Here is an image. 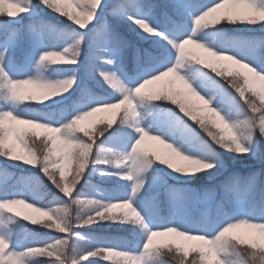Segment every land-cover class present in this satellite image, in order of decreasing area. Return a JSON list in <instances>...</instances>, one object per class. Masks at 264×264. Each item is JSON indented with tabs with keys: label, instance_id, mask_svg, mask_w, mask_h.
Masks as SVG:
<instances>
[{
	"label": "snow or ice",
	"instance_id": "obj_1",
	"mask_svg": "<svg viewBox=\"0 0 264 264\" xmlns=\"http://www.w3.org/2000/svg\"><path fill=\"white\" fill-rule=\"evenodd\" d=\"M71 3L79 9V14L66 11L60 0H39L44 8L73 21L80 29L71 33L74 38L70 43L57 48L49 45L58 29L35 18L33 0H0V17L8 18L0 20V100L4 102L0 106V156L25 165H37L39 161L38 168L49 182L63 197L71 198L69 201L56 197L49 205L41 206L35 203L39 199L35 192H32L31 201L24 192H0V264H100L90 257L102 261L117 257L119 264H169L165 259L169 256L176 264H264V235H261L264 231V182L261 173L250 172L247 176L229 173L219 185L224 194L215 206L214 219L197 215L200 194L190 189H167V216L148 217L137 207V199L149 179L146 174L156 162L183 177L207 172L211 178L226 171L216 149L232 153L234 157L264 159L258 149L259 142L264 140V39L212 45L201 35L205 29L215 28L221 21L235 24L239 20L247 26L259 24L264 30V20L252 22L251 15L245 19L244 13L236 10L242 8L251 14L253 9L264 11V0H247L250 8L237 5L235 0H208L207 3L196 0H165L163 3L115 0L111 4L112 14L130 22L129 27L141 38H153L154 50H145L143 58L137 53L139 71L127 82L116 71L126 42L111 26L101 25L108 8L106 0H71ZM229 5L233 7L227 8ZM221 9L226 11L217 15ZM26 16L32 23L27 26L29 47L24 52L23 61L34 66L35 73L21 76L16 70L14 53L23 42L24 29L21 26L22 18ZM93 20L95 23L89 26ZM85 28L86 31H82ZM89 34L91 67L110 90L109 94L100 97L82 89L80 102L63 121H54L49 115L35 110L18 111L20 102L37 99L35 95L21 92L26 85L43 90L41 103L70 93L69 90L74 85L76 87L78 76L74 68L67 70L70 74L55 80L45 76L44 70L59 65H78L82 43ZM187 46L203 52L208 50L207 57L189 55ZM225 60L236 66L232 73L234 78L228 80L230 88L218 79L221 70L216 64ZM193 68L201 69L203 76L200 72L188 71ZM165 77H172L170 83L179 82L180 86L161 92L146 91ZM50 89L57 91L49 94ZM145 100L151 102L153 108L161 101H170L175 106L176 111L169 110L171 115L165 125L169 140L141 126L138 108ZM121 106H125L124 114L116 125L121 128L126 125L135 133L134 137L127 138L125 147L129 150L124 151L105 147V141L99 139L113 128L112 120L96 134L81 126L82 121L95 113L113 111ZM6 122L9 127H5ZM13 123L42 129L43 140L39 145L35 140L29 144L25 139L28 134L13 129L10 126ZM197 128L200 131L197 132ZM45 129L55 131L45 134ZM13 134L16 143H8ZM31 135L38 137L39 134L33 132ZM146 140L162 145L166 154L144 147ZM17 143L24 155L16 154ZM141 147L144 151L140 150ZM192 151L198 154H185ZM174 158L183 163L177 165ZM102 167L110 170H102ZM93 173L127 182L130 192L106 201L81 199L87 195L83 187L73 195L76 185ZM69 174L72 176L70 181L67 179ZM84 186H88V182ZM92 188L97 190L95 186ZM258 189L261 193L259 219L248 212L237 215L232 211L254 197ZM209 191L212 190L204 189L205 193ZM52 203L60 206L52 207ZM20 204L32 210L40 209L38 214L47 218V222L31 219L32 224L65 235L47 239L34 237L24 246L15 242L13 233L17 227H22L21 219L9 213L12 206ZM73 206L75 216L71 211ZM105 222L128 224L139 229L143 243L129 248L127 242L118 240L91 241L79 231L84 226ZM241 227L256 230L260 242H249L232 234ZM169 234L196 243L187 250L180 243L154 245V238ZM190 252L194 254L191 259L188 258ZM45 256L50 259H34Z\"/></svg>",
	"mask_w": 264,
	"mask_h": 264
},
{
	"label": "trees",
	"instance_id": "obj_2",
	"mask_svg": "<svg viewBox=\"0 0 264 264\" xmlns=\"http://www.w3.org/2000/svg\"><path fill=\"white\" fill-rule=\"evenodd\" d=\"M111 1H113L112 3H114L115 0H110L108 2V14L110 16V21L108 24L118 34V36L122 38L123 41L126 42V44H128L127 42L128 39H132L131 40V42L133 43V45L131 46L132 54L135 48L141 49L143 54L145 50L153 51L154 50L153 38L152 37L146 39L141 38V36L138 35L136 31H133L132 28L129 27L130 22H125L124 20H121L117 18L115 15H113L111 12V5H109ZM196 1L204 2L205 0H196ZM151 2L163 3L165 2V0H151ZM60 3L61 6L66 11H68L69 13L73 12V9H71L68 4L63 3L62 1H60ZM33 4L36 5L35 11L38 12L37 16L35 15L36 19L42 20L44 22H46L47 20H52L63 26L65 25L66 27L69 26L72 32L73 29L75 30V28L71 27V24H69L71 22L66 17L62 15L57 16V14L54 11L44 8L42 5L39 4V0H33ZM232 7L233 6L229 5L227 8H232ZM236 10L244 13V9L242 8H237ZM247 17L248 16L244 14V18L247 19ZM6 19H8L6 16L0 17V20H6ZM214 27L215 28L205 29L201 33V35L204 37L206 36L208 37V39L215 42H223L224 40L226 41L228 39L229 43L242 42L250 39H264V30H262V26L259 24L254 26H247L240 23L239 20H237V23L235 24H229L227 21H221L219 25H216ZM66 37L67 39L69 38V32H67ZM55 38H56L55 34H53L50 42L52 43L55 42ZM191 51L195 53L197 56H199L198 53H196L194 50ZM20 52L16 54L15 60L17 59V61L22 63L23 57H20L22 54ZM125 60L126 57L124 58V62ZM54 67L57 68L58 73H62V74H70L67 70L76 68L75 66H65V65H59ZM220 70H221V74H225V72L230 73L231 74V76L229 77L230 80L234 78L232 73L230 71H227L225 68L224 69L220 68ZM188 71L190 73L200 72L201 76H203L204 74L201 69H196V68L188 69ZM219 77H221V79L226 84L228 83V80H226L225 77H223L222 75H220ZM84 88L85 89L92 88L93 91L105 92L107 86L99 77H97L94 74L93 70H88V73L86 74V82H83L82 84H78V86L75 88V91L72 92V94L69 96L68 99L64 101H60L58 103L51 101H47L45 103H40V102L38 103L35 99L25 100L22 101L20 107L24 112L35 110L44 113L46 115H49L50 117H57V118L60 117L62 120H65L69 118V117H65L66 114H63L65 112V109L68 111V107H72L74 106L75 103L80 102L81 90ZM170 88L171 87L169 85H165L164 87L153 91L161 92ZM231 90L235 91L234 89ZM162 102H160L159 104V107L160 106L162 107L160 108L161 110L164 109V111L166 112H169V110L173 112L176 111L175 106H173L170 103V101H162ZM3 103L4 102L0 100V106H2ZM122 113L124 114V110H122ZM112 121H113V128L110 130V132L105 133L104 136H99V139L105 141L104 144L105 147H108V145L111 142L121 138L123 133H125L127 129H129L127 128L126 125L122 126V128L120 126H117L116 124H118L119 121L116 120V117ZM107 122L108 120H101V122L98 121L89 129H92L93 133L96 134L99 132L101 128L105 127V124ZM189 123L192 122L189 121ZM195 126L196 125H193V127ZM5 127L7 126L5 125ZM21 130L28 134L25 137V139L29 144H31L33 141L31 139V137H33L31 134L37 131H35V129L33 128L31 129L28 127H25ZM196 131L197 132L200 131L199 128H197ZM202 133L203 132H201V135ZM203 135L206 134L203 133ZM38 138L41 140H35L36 145H39L41 143V141L44 138V135L42 138L40 136H38ZM8 143H11L9 138H8ZM146 148L151 149L150 147L147 146ZM258 149L261 154H264V140H261L259 142ZM217 151L220 153V156L219 155L218 156L220 161H222L223 164L225 165L226 171H224L221 175H217L211 178L207 172H201L191 177H183L175 173L174 171L168 169L167 166L162 165L159 162H156L153 168L149 170V173L146 174V177H149V179H146L144 189L148 190V192L144 193L143 196L140 197L139 201H137L139 202L138 204L141 206H143V204L147 206V208L158 218L159 216H164L165 214H167V211H169L168 199L165 198V196L167 195L166 189H168L169 187H176L183 189L198 188L199 190L211 189L212 191H209V193H214L216 195L215 204L211 210V218L214 219L215 206L217 203L220 202V198L224 194L223 190L219 187V185L226 178V176L229 175V173H235L238 174L239 176H247L250 172L261 173V181L264 182V159H255L251 156L234 157L232 153H226L222 149H217ZM16 154L24 155L22 151H16ZM38 164L39 161L37 162V165H34V169L31 170L30 165H25L20 161H12L9 159H5L3 156H0V176H1L0 192H4V191L13 192V190H15L14 189L15 187H18V185L22 183L25 185L26 182V194L29 198L32 199V192H35L38 189L44 192V194L39 195V199L36 200L41 205H49L51 202L55 200L57 196L59 195L63 196V194L60 193L59 190L56 189L54 185L51 184V182H49V180L40 170V168H38ZM87 171L88 170L86 169V172ZM166 177H168L169 179L166 180ZM88 178L93 183L96 184V185H93L92 183L88 184V188L90 187V190H92L93 193H96L94 196L91 195L89 196L91 199L93 198L96 199L97 196H103L102 194L105 192L107 193L113 192L119 194L122 190L126 189L125 183L121 184V183H113L107 181L106 177L101 176L99 173H93L91 176H88ZM82 180L80 181V183L83 182ZM79 184H77L76 186H78ZM92 186H95L97 190L94 191ZM257 200H261V193L259 189L257 190L255 196L251 197L247 201V205L248 206L252 205L253 207L259 206ZM51 206L59 207L60 205L52 203ZM9 214L14 215L18 219H21L20 225H22V227H17L13 235H14V239L22 240L23 245L30 244L34 237L47 239L51 236H63V234L59 233L57 230L48 229L39 224H32L29 222H25L26 225H23L24 221H22V218L19 215H17V213L13 209ZM197 215L201 216L200 214ZM18 229H22V231L18 233L17 232ZM82 230L85 232L87 231L91 232L92 236L97 238L96 240L98 239L118 240L121 242H127L126 246L130 245L132 241L135 238H137V234H136L137 229L133 228L131 225L128 224L111 223V222L97 223L93 225H87L83 227ZM122 246L124 245L122 244ZM192 255L194 254L190 252L188 258L191 259ZM34 259L47 261L50 258L45 256V257H35ZM165 259L169 262V264H176V262L172 260L171 257H165ZM96 260H98L100 264H119L118 259L115 260L112 259L110 261H102L100 260V258L97 257Z\"/></svg>",
	"mask_w": 264,
	"mask_h": 264
},
{
	"label": "rangeland",
	"instance_id": "obj_3",
	"mask_svg": "<svg viewBox=\"0 0 264 264\" xmlns=\"http://www.w3.org/2000/svg\"><path fill=\"white\" fill-rule=\"evenodd\" d=\"M62 1L63 3L65 4H68L70 6L71 9H73V12L72 13H76V14H79V9H77L75 7V5H73L71 3V0H60ZM110 0H106V3L108 4ZM113 1H111L109 3V5L112 4ZM198 3H207L208 0H205L204 2H199V1H196ZM228 7V6H227ZM226 9H221L219 13H217V15H220V14H223L225 12ZM37 13L35 11V15L37 16ZM244 14L246 16H250L252 15L251 13H248L246 10H244ZM27 18V19H25ZM23 17L22 18V28L24 29V33H23V42L21 44V46L16 50V52L14 53V62L16 63V70L18 72V74H20L21 76L23 75H26V74H29V73H35V67L34 66H29L27 64L24 63H18L16 62L17 60H15V56L17 53H22L21 55L23 56L24 55V52L25 50L29 47V43H28V36H27V26L29 24L32 23V20L30 19L29 20V17ZM157 19H159V17H157ZM70 21V20H69ZM110 21V16L108 14V8L105 10V14L103 16V19L101 20V25H109ZM48 24L50 25H53L56 27V29H58L57 32H55L54 34H56V37H57V41L61 39V44L59 43V46H57L58 42L54 43V44H50L49 46H55L57 48H61V47H65L66 46V43H70L72 41V39L74 38L71 33V29L68 27L63 26L59 23H56L52 20H47L46 21ZM71 23V27L75 28V31L79 32L80 29L78 28L77 25L74 24L73 21H70ZM92 23H95V20L93 21H90L89 22V26L92 24ZM124 24V23H123ZM71 31V32H70ZM74 31V29H73ZM82 31H86V28L83 29ZM67 32H69V38L67 39L66 37V34ZM137 32V31H136ZM205 39L212 45H224L226 43H229L228 39L223 42H215V41H212L210 39H208V37L205 36ZM132 39H128L127 42L128 44H126V47L123 48V51L121 53V56H120V59L118 61V65H117V68H116V71L118 72V74L121 76L122 79H124L126 82L128 79L130 78H134L138 71H139V67H138V64H137V53L139 52L141 58H143V54L141 53V49L139 48H135V50L133 51V54H132V57H133V60H129L127 61V59L125 60L124 62V58L126 57L127 58V55H129V51L131 50V46L133 45V43L131 42ZM231 40V39H230ZM259 40V39H257ZM91 42V34L89 35H86L85 36V40H84V43H82V50H81V53H80V59H79V64L78 65H75V72H76V75L78 76V81H77V85L76 87L78 86V84H82L83 82H86V74L88 73V70H93V68L91 67V64H92V61H90V48H89V44ZM190 50H194L196 53H198V55L202 58L204 57H207V54L203 52V50L201 49H196L192 46H187ZM149 51H152V50H149ZM127 61V62H126ZM128 64V65H127ZM97 66L99 67H107L106 65H99L97 64ZM216 66L220 69V68H225L227 71H230L231 73L234 72L236 66L233 65L230 61H220L216 64ZM94 72V70H93ZM95 74V73H94ZM44 75L49 77L50 79H58V78H61L63 75L65 74H62V73H58L57 72V68L55 67H52V68H48V69H45L44 70ZM223 77H227V80H230L229 77L231 76L230 73H227L225 72V74H221ZM226 75V76H225ZM98 77V76H97ZM218 79H220L221 83H224L227 87H229V84L227 85L222 79L221 77H218ZM173 78L172 77H165L163 80L161 81H158L156 82L154 85H151L149 86L148 89H146V91H155V90H158L159 88H162L164 87L165 85H169L171 88L172 87H179V82H176L175 85L171 84L170 81H172ZM88 81V80H87ZM75 85H74V88L73 89H70L69 92L70 93H65L64 95L60 96V97H57L55 98L54 100H48V101H51V102H55V103H58L60 101H64L66 99L69 98V96L72 94V92L75 91ZM256 87L259 88L260 85L259 83L256 84ZM78 89V88H77ZM85 89V88H84ZM106 91L105 92H100V91H89L91 94L95 95V96H100V97H104V96H107L109 94V89H105ZM21 92L23 94H31V95H35L37 97V99H35L38 103L40 101V98L43 96V90H40V89H37L35 86L33 85H26L24 86L22 89H21ZM193 102H195V98H192ZM47 101H44L43 103H45ZM162 102V101H161ZM21 103L20 102L18 105H17V110L20 111V112H24L22 109H21ZM79 103V102H77ZM75 103L74 106L72 107H68V111L65 109V112L63 114H66L65 117H69L70 114L72 113L75 105L77 104ZM163 103V102H162ZM140 104L142 105V107H139L138 110L141 112V120H140V124L142 127L146 128L147 130H149L150 132L152 133H155V134H158V135H162L166 140H169L170 137L166 134V122L167 120L169 119L171 113L169 112H166L163 110H161L160 108H162L161 106L159 107V105L156 107V108H153V105L151 102L145 100V101H141ZM124 107L125 106H121L120 108L118 109H115L113 111H108V112H104V111H101V112H97L95 113L93 116L87 118L86 120L82 121L81 122V125H83L84 127L86 128H90L92 127L94 124H96L98 121L101 122V120H113L115 117H116V120L119 121L120 117L123 115L122 113V110H124ZM167 109V108H166ZM54 121H63L60 117H51ZM118 118V119H117ZM7 127H9V124L6 122L5 124ZM13 129L15 130H21L25 127H28V128H33L29 125H24V124H11L10 125ZM35 129V131H37L36 133H38L41 138L43 137L44 133H43V130L42 129H39V128H33ZM135 133L133 132L132 129H127V131L125 133H123L122 137L111 142L108 147L109 148H115L116 150H121V151H124V150H129L125 147V145L127 144V138L130 137V136H133L134 137ZM203 135V133H202ZM207 138V137H206ZM205 138V139H206ZM32 140H41L39 139L38 137H31ZM9 140L11 143H16L15 141V134L13 135H10L9 136ZM171 142H174V141H171ZM175 143V142H174ZM150 147L151 149H153L154 151L158 152L159 154H166V149L163 148L162 145L158 144L157 142L155 141H150V140H146L145 141V144H144V147ZM177 147H180L179 144H176ZM202 147V145H201ZM182 151H184L183 148H181ZM16 151H22L19 144L17 143L16 144ZM217 151V149H216ZM185 154H189V155H197L198 153L192 151V152H186ZM217 154L220 156V153L217 151ZM173 162L176 163L177 165H180L182 164L183 162L182 161H179L178 159L174 158L173 159ZM31 167V170L34 169V165H30ZM102 170H110V169H107V168H103L102 167ZM173 171V170H172ZM1 177V176H0ZM67 179L70 181L72 179V176L71 174H69L67 176ZM107 181H110V182H113V183H125V188L124 190H122L119 194H116V193H113V192H110V193H103L102 195L103 196H97L96 199L100 200V201H106L112 197H115L117 195L119 196H126L127 193L130 192V189L127 187V182L121 180V179H118L116 177H106ZM169 179L168 177H166V180ZM197 180V179H196ZM83 182H81L78 186H76L74 189H73V195H75V192L78 191V190H81V187H83V191L85 193H87L86 196H82L81 199H91L89 196H94L96 193H93L92 190H90V187L88 188V186H84L85 185V182H88V184H93V185H96L95 183H93L89 178L88 176H86L84 178V180H82ZM196 187V186H195ZM190 188V187H189ZM15 190H13V192H24L26 194V182H25V185L22 183V184H19L18 187H15L14 188ZM191 190H196L199 192L200 194V198H199V202L196 204V212L197 214H200L201 216L203 217H211V210L215 204V200H216V195L214 193H211L209 194L208 192L205 193L204 190H199L198 188H190ZM148 190L143 189L141 190V193H140V196L138 197L137 201H139L140 197L143 196L144 193H147ZM35 193L39 196V195H43L44 192H42L40 189L36 190ZM166 193L167 195L165 196V198L169 199V196H168V192H167V189H166ZM27 195V194H26ZM62 197L63 199H66V200H69L70 201V197H63L62 195H59L57 197ZM28 197V196H27ZM19 198V197H18ZM28 199L31 201L32 199L28 197ZM94 199V198H93ZM149 199V198H148ZM258 203H259V206H255L253 207L252 205L251 206H248L247 205V202L242 204V205H239L238 207H234L233 208V212L236 213L237 215H242L244 214L245 212H248V213H251L253 217H256V218H260V212H261V200H257ZM35 203H37L38 205H41L39 204L37 201H35ZM139 202H137V207L141 210V212L143 214H145L146 216L148 217H152V218H157L156 215H154L148 208L147 206H145L143 204V206L139 205L138 204ZM37 205V206H38ZM43 206V205H41ZM12 209L22 218V221L23 222V225H26L25 222H29L31 223V219H40V220H43V221H47V218L45 217H41L38 213H35L33 212V210L29 207H27L26 205L24 204H20V205H14L12 206ZM72 211V215L75 216L76 214V209H75V206H73V208L71 209ZM169 214V211H167V214H165L164 216H167ZM27 216L29 217L28 220H24L23 218ZM85 227V226H84ZM22 229H18V233L21 232ZM80 232H82L85 236L89 237L91 241H94L96 240L97 238L92 236L91 232H85L83 231L82 229H79ZM137 238H135L132 243L130 245H128L127 247L129 248H133L135 247L138 243H143V241L140 239V232H139V229H137ZM233 235H238L242 238H244L246 241H249L251 242L252 240H255L257 243L260 242V239H259V233L254 230V229H249V228H246V227H241L239 229H236L234 231V233H232ZM65 235V234H63ZM15 242L19 243L21 246H24L23 243H22V240H16L14 239ZM168 243H180V244H183V246L185 247V249L187 250L191 244L193 243H196L195 241H191V242H187V241H183L181 238L179 237H175L174 235H167V236H160V237H156L154 238V245H159V246H162L164 244H168ZM170 257V256H169ZM89 259H93V260H96L97 258H89ZM113 260L115 259H118L117 257H113L112 258Z\"/></svg>",
	"mask_w": 264,
	"mask_h": 264
},
{
	"label": "clouds",
	"instance_id": "obj_4",
	"mask_svg": "<svg viewBox=\"0 0 264 264\" xmlns=\"http://www.w3.org/2000/svg\"><path fill=\"white\" fill-rule=\"evenodd\" d=\"M235 3L237 5H241V6H246V7H249V8L251 7L250 5H247V0H235ZM250 19H251L252 22H257V21H260V20H264V11H257V10L253 9ZM207 51L208 50H204V53H207ZM188 54L189 55H196L190 49L188 50ZM213 55H215V54L213 53ZM241 67H243V66H241ZM54 91H57V90L50 89V90H48V93L51 94ZM51 131H55V130L45 129V134H47L48 132H51ZM140 150L144 151V148L141 147ZM40 211H41L40 209H33V212H35V213H39ZM128 214L130 215L131 213L129 212ZM261 235H264V231H262Z\"/></svg>",
	"mask_w": 264,
	"mask_h": 264
}]
</instances>
